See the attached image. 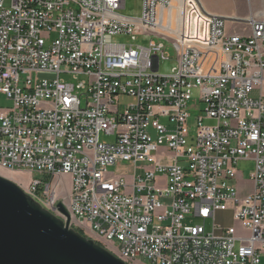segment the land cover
I'll use <instances>...</instances> for the list:
<instances>
[{
	"label": "built area",
	"instance_id": "built-area-1",
	"mask_svg": "<svg viewBox=\"0 0 264 264\" xmlns=\"http://www.w3.org/2000/svg\"><path fill=\"white\" fill-rule=\"evenodd\" d=\"M124 6L0 0V93L11 101L0 107V168L41 174L25 193L53 211L62 202L126 264H263L264 8L236 20L200 0H141L139 16ZM117 34L153 37L126 47ZM164 43L175 51L168 74ZM123 161L130 178L107 172ZM242 161L253 166L239 196ZM226 210L240 229L217 224Z\"/></svg>",
	"mask_w": 264,
	"mask_h": 264
},
{
	"label": "water",
	"instance_id": "water-1",
	"mask_svg": "<svg viewBox=\"0 0 264 264\" xmlns=\"http://www.w3.org/2000/svg\"><path fill=\"white\" fill-rule=\"evenodd\" d=\"M55 209L65 220L0 176V264H126L71 228L62 202Z\"/></svg>",
	"mask_w": 264,
	"mask_h": 264
},
{
	"label": "rangeland",
	"instance_id": "rangeland-1",
	"mask_svg": "<svg viewBox=\"0 0 264 264\" xmlns=\"http://www.w3.org/2000/svg\"><path fill=\"white\" fill-rule=\"evenodd\" d=\"M203 4V6L212 13L223 15L227 18H234L236 20H244L250 13L259 11L264 8V0H200ZM10 0H5V6H9ZM141 12V0H125V6L123 9L120 10V13L127 15V16H139ZM227 26L229 28L232 27V23L230 21L227 22ZM152 35H136L134 38H132L128 34H117L112 37V43L115 44H123L126 47H129L130 45L136 46H147L149 44V40L152 39ZM166 45V51L169 54V58L167 60H161L159 64V70L158 73L160 74H168L171 72L172 68L176 66L175 61V51L172 46H170L167 43H164ZM41 77H49L47 75H40ZM61 78H63L67 82L76 83V80L71 77L69 74H61ZM132 98L127 97H121L120 102L126 103V102H132ZM192 103V102H191ZM11 106V101L6 98V96L2 93H0V107H9ZM199 114L196 111L190 110V118L188 119V125H189V132L190 135H194L195 132V118ZM160 122L162 124L168 125V121L164 118H160ZM209 123V122H206ZM148 133L151 136L152 139L156 138V132L148 128ZM99 141L102 143H112L114 141V137L111 135H105L104 133H101L99 135ZM191 142V140H190ZM137 166H145L150 167V163H137ZM252 162L248 161H242L238 164L237 169L240 172V175L237 177V179L233 182V184L236 186L238 195L243 196L248 191H250L251 183L249 178V173L252 170ZM133 163H127V162H119L116 165H111L107 168V172L111 175L117 176L120 174H125L127 178H130L133 174ZM140 173L141 171H137ZM17 178L13 177L11 174H8L5 172V170L0 168V176L10 180L11 182L15 183L17 186H19L24 192H25V186L28 184L29 180L31 178L34 179H40L42 177L41 174L38 172L32 171H17L16 174ZM69 178L68 176H62L61 177V183L59 185V189L62 191H58V198L62 199L64 198L66 194V190L69 189ZM41 206L48 211H51L55 216L58 218L65 220L62 215H60L58 212L51 210L46 205L41 204ZM215 220L217 224L221 227H230L234 226L237 229H240V225L235 222L232 216V211L226 210V211H217L215 215ZM69 226L73 228L75 231H78L82 235L86 236L87 238L92 239L96 243H98L101 246L107 247L111 249H114L116 246V241H113V245L106 243V241L102 240L100 237H97L93 234V232L89 231L87 227L81 228L79 224L76 221H73L70 219ZM206 230H211V223L208 222L206 224ZM115 245V246H114ZM262 263L264 264V259H262ZM138 264H153L150 261H148L145 258H139Z\"/></svg>",
	"mask_w": 264,
	"mask_h": 264
},
{
	"label": "crops",
	"instance_id": "crops-1",
	"mask_svg": "<svg viewBox=\"0 0 264 264\" xmlns=\"http://www.w3.org/2000/svg\"><path fill=\"white\" fill-rule=\"evenodd\" d=\"M5 170L6 173L11 174L13 177H15L16 180L19 181V179L17 178V176L15 175L17 171H12V170H7V169H3ZM68 178L70 179V177L68 176ZM61 180V178H60ZM69 184H70V180H69ZM91 232V231H90ZM94 235H96L95 233H93ZM97 237H99L98 235H96Z\"/></svg>",
	"mask_w": 264,
	"mask_h": 264
}]
</instances>
